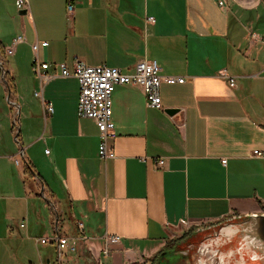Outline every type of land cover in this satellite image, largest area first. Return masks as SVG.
Returning <instances> with one entry per match:
<instances>
[{"label":"crops","instance_id":"obj_1","mask_svg":"<svg viewBox=\"0 0 264 264\" xmlns=\"http://www.w3.org/2000/svg\"><path fill=\"white\" fill-rule=\"evenodd\" d=\"M15 2L0 0V46L24 39L0 52V264H143L182 222L261 211L264 0H28L25 15ZM142 60L185 82L162 84L160 108L117 87L114 158L103 160L95 122L78 116V82L58 65L130 73ZM79 224L77 253L38 243ZM108 237L119 242L105 256Z\"/></svg>","mask_w":264,"mask_h":264},{"label":"built area","instance_id":"obj_2","mask_svg":"<svg viewBox=\"0 0 264 264\" xmlns=\"http://www.w3.org/2000/svg\"><path fill=\"white\" fill-rule=\"evenodd\" d=\"M18 10H28V0H16L15 2ZM220 6L224 2L219 3ZM74 11V6L69 4L67 13L70 16ZM149 22L154 19L150 17ZM23 37L18 36L13 39L12 44L8 47H3L5 55L10 56L14 54L16 47L23 42ZM42 46H47V43H42ZM39 45H33V50L38 51ZM1 64V63H0ZM63 77H73L77 80L79 86V100H78V116L80 118L91 119L95 122L100 137L99 157L103 160L114 158V153L109 143L116 135L115 126L112 120V96L116 88L119 86H133L142 90L147 105L149 107L160 108L161 96L160 89L162 84H183L184 78L167 77L161 74L162 69L156 60H142L139 61L130 73H125L121 69L108 66H88L82 62H75L72 69L66 63L58 65ZM40 67L46 70L49 65L42 64ZM34 71L40 78H48L46 74L39 72L38 63L34 65ZM227 77L226 73H222ZM230 85L234 86L233 78L230 80ZM48 112L51 107L48 106ZM49 153V151H46ZM253 156L264 159V151L255 150ZM16 164H20L19 159H15ZM226 161H223L225 163ZM164 162L159 160L158 164L162 165ZM182 225H187V222H182ZM23 227V225H22ZM88 238L83 232L82 224L78 225V233L74 236H59L54 235L52 238H41L38 243L43 245L54 243L57 245V250L60 257L64 252L77 253L81 247H86ZM119 242L118 237H108L106 239V247L103 254H109V245Z\"/></svg>","mask_w":264,"mask_h":264},{"label":"rangeland","instance_id":"obj_3","mask_svg":"<svg viewBox=\"0 0 264 264\" xmlns=\"http://www.w3.org/2000/svg\"><path fill=\"white\" fill-rule=\"evenodd\" d=\"M73 16L74 11L69 17L73 18ZM5 100L7 101V96H5ZM253 215L263 216L264 205L261 206L260 212ZM247 216L250 215L233 213L217 223L183 225L184 227L171 233L165 240L163 248L153 257L145 259L143 264H264V246L262 245L264 241L261 239L263 237L260 238V245L262 246H260L259 251L251 247L248 249L249 246L246 245L247 240L244 231L250 228L246 223L245 217ZM262 223L264 224V220L256 221V225H262ZM223 232L228 233L231 237L228 241L229 246L226 244L223 246L224 248L220 246H214L213 248L211 241H218V237ZM260 236L261 232H259ZM259 237L257 238L259 239ZM56 257L57 255L54 254L53 260L55 262Z\"/></svg>","mask_w":264,"mask_h":264},{"label":"water","instance_id":"obj_4","mask_svg":"<svg viewBox=\"0 0 264 264\" xmlns=\"http://www.w3.org/2000/svg\"><path fill=\"white\" fill-rule=\"evenodd\" d=\"M18 13H19V15H25L27 12L25 10H19ZM4 81H6L5 78H4ZM10 94H11V91H10V89H8V96H7L8 102L10 99ZM18 136H19V133L16 134V139L18 138ZM42 197H44L43 194H42ZM245 218H246V223H248V225L250 226L249 229H246L247 231H244V235H245V238L247 240L246 245L249 246L248 249L251 247L252 249L259 251L261 248L260 246H262V245L264 246V243H262V245H260L261 239H263V241H264V224L262 223V225H259V224L256 225V221L257 220H264V215L263 216L250 215V216H247ZM226 232L225 233L223 232L220 235V237H218L219 238L218 241H216V240L211 241L213 248H214V246H220V247L224 248L223 246H225L226 244H228V246H229L228 241H229V238H231V237H229L228 233H226ZM259 232H261L260 237H259ZM257 237H259V239ZM261 237H263V238H261ZM203 250H205V248H203Z\"/></svg>","mask_w":264,"mask_h":264},{"label":"trees","instance_id":"obj_5","mask_svg":"<svg viewBox=\"0 0 264 264\" xmlns=\"http://www.w3.org/2000/svg\"><path fill=\"white\" fill-rule=\"evenodd\" d=\"M0 52H1V54L3 53V47H2V46H0ZM25 171H26V173H27L29 176H32V174H33V170H32V168H31L29 165L26 166Z\"/></svg>","mask_w":264,"mask_h":264}]
</instances>
